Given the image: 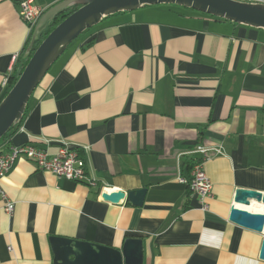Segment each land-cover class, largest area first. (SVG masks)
Returning a JSON list of instances; mask_svg holds the SVG:
<instances>
[{"label": "crops", "instance_id": "1", "mask_svg": "<svg viewBox=\"0 0 264 264\" xmlns=\"http://www.w3.org/2000/svg\"><path fill=\"white\" fill-rule=\"evenodd\" d=\"M20 1L0 0V101L11 57L25 58L31 32ZM60 1L33 3L46 11ZM73 42L0 150L76 145L99 184L18 160L1 181L15 206L8 215L0 201V264H53L51 237L114 248L137 237L143 264H264V233L229 220L235 189L264 192V28L157 4L104 16ZM199 143L224 152L204 163L207 208L179 180ZM102 187L146 192L135 206L103 200Z\"/></svg>", "mask_w": 264, "mask_h": 264}, {"label": "water", "instance_id": "2", "mask_svg": "<svg viewBox=\"0 0 264 264\" xmlns=\"http://www.w3.org/2000/svg\"><path fill=\"white\" fill-rule=\"evenodd\" d=\"M175 4L216 18L256 28H264V4L240 0H62L44 11L34 25L26 54L32 51L35 38L59 12L70 6L76 10L59 22L32 52L14 84L0 101V138L18 123L28 100L52 63L59 58L85 30L102 17L122 11H132L145 5ZM146 188L125 193L121 190L102 191L101 198L117 203L127 198L135 206L143 203ZM229 220L256 233H264V214L248 210L252 204L264 207V192L237 188ZM53 264H143L142 240L126 238L121 248L100 245L71 238L51 237ZM259 258L264 260V238Z\"/></svg>", "mask_w": 264, "mask_h": 264}, {"label": "built area", "instance_id": "3", "mask_svg": "<svg viewBox=\"0 0 264 264\" xmlns=\"http://www.w3.org/2000/svg\"><path fill=\"white\" fill-rule=\"evenodd\" d=\"M249 2L264 4V0H249ZM44 10L33 3V0H22L19 2V15L21 20L32 30ZM18 53L11 57L7 74L3 77L2 86H8V79L14 72L18 60ZM49 143L50 140L44 139ZM7 144V143H6ZM76 145L61 141L56 151L51 153L46 149L37 147L34 144L8 145L5 151L0 150V201L1 209L8 215L14 212V202L4 192L1 181L12 169L13 165L20 159L31 161L37 169L46 171L56 177L65 178L76 183H83L89 187H97V179L89 174L84 159L79 155ZM82 148H87L82 147ZM196 157L192 160L189 178H179L188 185L191 195L195 196L203 208H207V200L212 197V183L208 178L204 163L211 157L224 154L221 145H205L199 143L191 151ZM104 187L101 188L100 193ZM8 250H11L8 247Z\"/></svg>", "mask_w": 264, "mask_h": 264}, {"label": "trees", "instance_id": "4", "mask_svg": "<svg viewBox=\"0 0 264 264\" xmlns=\"http://www.w3.org/2000/svg\"><path fill=\"white\" fill-rule=\"evenodd\" d=\"M78 8V6H70L68 7L66 10L61 11L57 14V16L50 21L46 28H44L42 30V32L40 34H38V36L35 38V41L33 43L32 46V51L29 52L28 54L25 55L24 59H20L19 63H17L14 67V72L10 75L9 79H8V86L7 89L5 91V94L7 93V91L10 89V87L14 84V82L16 81V79L18 78V75L20 74V72L23 70L25 64L27 63L28 59L30 58L32 52L36 49V47L41 43V41L48 35V33L59 23L61 22L67 15H69L71 12H73L74 10H76ZM221 19V18H218ZM225 20V19H224ZM86 31V30H85ZM31 35H32V30L29 34V38L27 43L29 44L30 39H31ZM4 94V96H5ZM24 114V113H23ZM23 117V116H22ZM22 120V119H21ZM21 120L14 124L13 126H11V128L6 132V134H4L1 138H0V143L1 142H6L7 139H9V137L13 134V132L17 129L18 125L20 124ZM7 143V142H6Z\"/></svg>", "mask_w": 264, "mask_h": 264}, {"label": "rangeland", "instance_id": "5", "mask_svg": "<svg viewBox=\"0 0 264 264\" xmlns=\"http://www.w3.org/2000/svg\"><path fill=\"white\" fill-rule=\"evenodd\" d=\"M169 7H174V8H176V9H183L184 7H182V6H179V5H175V4H167ZM82 35H83V33L80 35V36H78L75 40H74V42H76V41H78L81 37H82ZM73 42V43H74Z\"/></svg>", "mask_w": 264, "mask_h": 264}, {"label": "bare ground", "instance_id": "6", "mask_svg": "<svg viewBox=\"0 0 264 264\" xmlns=\"http://www.w3.org/2000/svg\"><path fill=\"white\" fill-rule=\"evenodd\" d=\"M256 205H257V207H259V208H263V211L260 212V213H263V212H264V207L261 206V205H258V204H256Z\"/></svg>", "mask_w": 264, "mask_h": 264}]
</instances>
